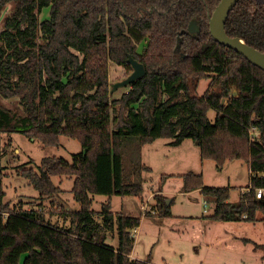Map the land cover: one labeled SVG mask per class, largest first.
<instances>
[{
    "label": "trees",
    "instance_id": "trees-1",
    "mask_svg": "<svg viewBox=\"0 0 264 264\" xmlns=\"http://www.w3.org/2000/svg\"><path fill=\"white\" fill-rule=\"evenodd\" d=\"M220 1L0 0V132L19 131L45 145H58L66 135L83 145L71 161L45 157L39 170H18L43 201L62 192L53 177H74L80 208H62L67 225L53 222L41 207L4 202L0 168V264H153L130 257L132 230L141 218L112 210V196L144 194L142 181L127 178V137H136L139 146L158 138L175 145L192 138L202 159H213L218 169L227 161H245L250 185L236 203L230 188L205 185L202 173L183 174V189H200L213 199V220L259 221L264 70L213 38L210 18ZM43 10L48 16L41 19ZM192 20L198 36L187 32ZM226 31L264 52V0H239ZM130 56L146 73L113 98L110 62L130 71ZM204 78L211 87L199 96L196 88ZM210 109L217 112L214 122ZM96 194L108 196L100 212L92 209ZM154 197L157 216H172L173 200ZM116 223L119 244L113 247L106 241Z\"/></svg>",
    "mask_w": 264,
    "mask_h": 264
},
{
    "label": "rangeland",
    "instance_id": "rangeland-1",
    "mask_svg": "<svg viewBox=\"0 0 264 264\" xmlns=\"http://www.w3.org/2000/svg\"><path fill=\"white\" fill-rule=\"evenodd\" d=\"M47 16V10L40 14L41 19ZM2 26L0 21V32ZM37 41L40 43L42 38ZM132 71L133 68L128 71L110 62L111 90L113 83L123 80ZM210 87L211 79L204 78L199 82L196 94L202 96ZM125 91V88L116 90L113 98H119ZM222 101L226 103L227 99ZM216 115L215 109L208 111L212 122ZM135 138L127 137L123 161L128 180L142 181L143 197L114 195L111 205L114 213L122 212L141 218L133 249L137 259L150 260L153 264H264V247L256 249L252 241L245 240L252 239L258 244H264V220H213V199L198 189L190 192L183 190V179L179 176L188 172L202 173L205 185L230 188V201L236 203L250 184L249 167L245 161H227L222 169H217L213 159H202L200 146L192 138H186L177 145L171 143L170 138H158L141 146ZM81 151V142L66 135L60 136L58 145H45L41 140L19 131L0 132V168L5 173L4 202H10L12 208L19 204L41 207L53 222L69 224L70 219L65 218L62 208H80L72 192L74 177H53L62 192L52 201H43L39 198L40 192L18 170L23 167L39 170L45 157H63L71 161L73 155ZM143 165L148 168L144 169ZM171 174L175 175L168 177ZM164 177L168 178L164 180ZM159 191L167 197V201L173 199L172 216H157L154 196ZM107 200L106 195H94L92 209L102 211V205ZM147 212H151V217L145 216ZM257 215L258 218L264 216L261 212ZM106 243L118 246L117 223L108 232Z\"/></svg>",
    "mask_w": 264,
    "mask_h": 264
},
{
    "label": "water",
    "instance_id": "water-1",
    "mask_svg": "<svg viewBox=\"0 0 264 264\" xmlns=\"http://www.w3.org/2000/svg\"><path fill=\"white\" fill-rule=\"evenodd\" d=\"M239 0H221L210 18V30L213 38L228 47L233 48L237 52L244 55L254 65L264 70V52L248 45L243 39L239 37H232L226 31V20L230 11L237 4ZM192 36H198L200 32L199 25L196 20H192L187 30ZM128 62L131 64L133 71L129 76L121 81L112 84L111 93L120 88H126L140 79L146 73L144 64L132 56L129 57ZM1 202V199H0ZM169 203V200L167 201Z\"/></svg>",
    "mask_w": 264,
    "mask_h": 264
},
{
    "label": "crops",
    "instance_id": "crops-1",
    "mask_svg": "<svg viewBox=\"0 0 264 264\" xmlns=\"http://www.w3.org/2000/svg\"><path fill=\"white\" fill-rule=\"evenodd\" d=\"M197 145H199L198 143H196ZM234 161H241L242 162V160H234ZM247 166L249 167V165H248V163H247ZM218 169V168H217ZM249 172H250V170H249ZM175 174H171V175H169L168 177H172V176H174ZM183 175V173L182 174H179V176H182ZM168 177H165V179H167ZM164 179V180H165ZM183 179V178H182ZM163 180V179H162ZM163 180V181H164ZM250 180H251V175H250V178H249V183H250ZM250 185V184H249ZM248 185V186H249ZM247 186V187H248ZM221 187V186H220ZM184 190V189H183ZM199 191H201L200 189H198ZM245 192V191H244ZM155 194V193H154ZM157 194V193H156ZM158 194H161V195H163L162 193H160V191L158 192ZM163 196H165V195H163ZM113 197V196H112ZM173 200V199H172ZM171 200H169V202H170ZM122 213V212H121ZM127 215V214H126ZM264 219V216H261V217H259V221L260 220H263ZM140 227V225L138 226V228ZM138 232V231H137ZM137 238V233H136V235H135V239ZM246 240V239H245ZM252 242H253V240L252 239H250ZM130 257L132 258V259H137L136 257H135V255H134V253L132 252L131 253V255H130Z\"/></svg>",
    "mask_w": 264,
    "mask_h": 264
},
{
    "label": "built area",
    "instance_id": "built-area-1",
    "mask_svg": "<svg viewBox=\"0 0 264 264\" xmlns=\"http://www.w3.org/2000/svg\"><path fill=\"white\" fill-rule=\"evenodd\" d=\"M252 134H253V136L256 135V131H255L254 128H253V130H252ZM256 196H257L258 198H262V197L264 196V188H259V189H257ZM206 203H207V202H206ZM206 211H207V210L205 209V212H206ZM136 233H137V228H135V229L133 230V232H132V236H135Z\"/></svg>",
    "mask_w": 264,
    "mask_h": 264
},
{
    "label": "bare ground",
    "instance_id": "bare-ground-1",
    "mask_svg": "<svg viewBox=\"0 0 264 264\" xmlns=\"http://www.w3.org/2000/svg\"><path fill=\"white\" fill-rule=\"evenodd\" d=\"M133 232V231H132Z\"/></svg>",
    "mask_w": 264,
    "mask_h": 264
}]
</instances>
